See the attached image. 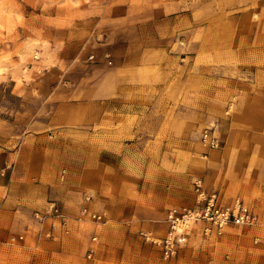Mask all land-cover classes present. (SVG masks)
Masks as SVG:
<instances>
[{
  "label": "rangeland",
  "instance_id": "rangeland-1",
  "mask_svg": "<svg viewBox=\"0 0 264 264\" xmlns=\"http://www.w3.org/2000/svg\"><path fill=\"white\" fill-rule=\"evenodd\" d=\"M132 53L156 69L147 72L156 74L154 85L162 89L151 91V97L171 108L173 134L182 138L187 125L206 149L219 151L223 121L248 93V84L264 83V75L255 73L264 69V0H0V117L9 116L3 109L5 97L11 99L3 86L7 74H14L19 87L51 73L59 83L68 79L82 86L85 77L121 65ZM13 100V111H17L20 97ZM213 127L221 138L219 149L202 142L204 130ZM45 136L46 144L54 137L48 131ZM14 139L19 148L23 140ZM237 165L229 163L221 174L224 187L211 194L226 204L242 201L264 220L259 180L261 173L264 176V154L252 155L240 171ZM83 208L76 218L65 215V227L54 218L41 226L36 214L47 209L33 214L39 226L37 243L42 237L53 240L44 233L57 226L65 235L74 222L80 226V250L73 262L59 261L53 250L22 251L15 243L9 258L21 260L10 264H93L86 255L95 235L99 264H264L263 220L252 227L228 228L221 236H207L204 224H192L187 243L165 259L143 233L110 251L104 249L100 233L109 220L99 227L82 220ZM167 229L145 234L160 239ZM5 253L0 252L2 261H6Z\"/></svg>",
  "mask_w": 264,
  "mask_h": 264
},
{
  "label": "crops",
  "instance_id": "crops-1",
  "mask_svg": "<svg viewBox=\"0 0 264 264\" xmlns=\"http://www.w3.org/2000/svg\"><path fill=\"white\" fill-rule=\"evenodd\" d=\"M124 59L85 77L82 86L68 79L59 83L51 73L19 87L14 74H7L3 86L11 99L5 97L3 109L9 116L0 117V252L8 253L0 264L21 260L9 258L15 243L22 251L53 250L59 261L73 262L80 250L77 223L68 235L57 226L53 240L42 237L37 243L33 214L43 213L48 202L72 219L82 206L104 214L109 224L100 234L110 251L142 233L168 228L167 233L169 214L196 209L195 183L216 193L224 187L221 174L229 163H238L240 171L252 155L264 154V83L248 84V93L223 121L222 149L213 151L187 125L182 138L173 134L171 108L151 97L162 89L154 85L156 74L147 72L156 69L134 53ZM255 73L264 75V69ZM14 96L20 97L17 111ZM46 131L54 135L47 144ZM14 138L23 140L19 148ZM259 180L264 202L262 173Z\"/></svg>",
  "mask_w": 264,
  "mask_h": 264
},
{
  "label": "built area",
  "instance_id": "built-area-1",
  "mask_svg": "<svg viewBox=\"0 0 264 264\" xmlns=\"http://www.w3.org/2000/svg\"><path fill=\"white\" fill-rule=\"evenodd\" d=\"M202 142L210 149H219L221 147L222 142L216 127L204 130ZM65 176L66 172L63 171L61 178L64 179ZM195 190L198 194L196 209L169 214V230L163 238L155 239L150 235L143 234L148 242L155 244L161 249L165 259L174 257L178 250L187 243L188 228L192 224H204V234L207 236H221L226 229L232 227H252L260 224L258 215L244 202L237 201L232 205H221L218 202L217 195L206 193L201 182L195 183ZM85 200L89 202L90 197H86ZM81 217L82 220H88L97 226L106 224V218L103 214L91 212L87 207L83 208ZM50 218L58 219L62 227L67 225L65 214L55 202L49 203L45 213L36 214V219L41 226H44L45 222ZM44 235L47 238H52L53 232L49 230ZM20 239L22 240L23 238L20 237ZM98 245L99 238L95 235L91 239L86 255L87 259L93 264H99L96 261Z\"/></svg>",
  "mask_w": 264,
  "mask_h": 264
}]
</instances>
